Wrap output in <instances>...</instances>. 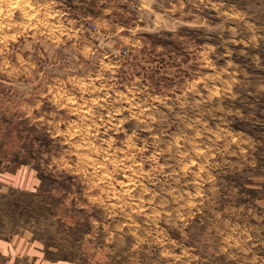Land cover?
Wrapping results in <instances>:
<instances>
[{
  "label": "rangeland",
  "instance_id": "rangeland-1",
  "mask_svg": "<svg viewBox=\"0 0 264 264\" xmlns=\"http://www.w3.org/2000/svg\"><path fill=\"white\" fill-rule=\"evenodd\" d=\"M0 230L78 264H264V0H0Z\"/></svg>",
  "mask_w": 264,
  "mask_h": 264
},
{
  "label": "crops",
  "instance_id": "crops-1",
  "mask_svg": "<svg viewBox=\"0 0 264 264\" xmlns=\"http://www.w3.org/2000/svg\"><path fill=\"white\" fill-rule=\"evenodd\" d=\"M0 173V191L6 186ZM0 264H78L70 259L54 258L45 244L26 234L8 236L0 230Z\"/></svg>",
  "mask_w": 264,
  "mask_h": 264
}]
</instances>
